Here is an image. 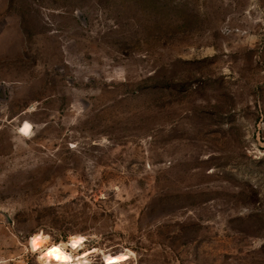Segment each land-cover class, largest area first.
I'll return each instance as SVG.
<instances>
[{
  "label": "rangeland",
  "instance_id": "rangeland-1",
  "mask_svg": "<svg viewBox=\"0 0 264 264\" xmlns=\"http://www.w3.org/2000/svg\"><path fill=\"white\" fill-rule=\"evenodd\" d=\"M0 91V264H264V0H0Z\"/></svg>",
  "mask_w": 264,
  "mask_h": 264
},
{
  "label": "bare ground",
  "instance_id": "bare-ground-1",
  "mask_svg": "<svg viewBox=\"0 0 264 264\" xmlns=\"http://www.w3.org/2000/svg\"><path fill=\"white\" fill-rule=\"evenodd\" d=\"M29 130H30V124L28 122H25L20 132L26 135L29 132ZM44 240H45L44 237L37 235L33 237L32 243L34 246L40 248L44 245ZM71 241L74 244L75 248L83 245V239L81 237H77V236L71 237ZM53 248L56 249L57 255L61 256L62 259L57 260L56 255L50 254ZM94 251L95 249L92 248L72 255L61 244H51L42 250V256L44 261H48L56 264H66V263L85 264L87 262L86 261L87 257ZM123 259H125V256L121 255L119 257V260H123Z\"/></svg>",
  "mask_w": 264,
  "mask_h": 264
},
{
  "label": "clouds",
  "instance_id": "clouds-1",
  "mask_svg": "<svg viewBox=\"0 0 264 264\" xmlns=\"http://www.w3.org/2000/svg\"><path fill=\"white\" fill-rule=\"evenodd\" d=\"M50 254H51V255H56V259H57V260L62 259L61 256L57 255V253H56V249H55V248H53V249L51 250V253H50Z\"/></svg>",
  "mask_w": 264,
  "mask_h": 264
},
{
  "label": "built area",
  "instance_id": "built-area-1",
  "mask_svg": "<svg viewBox=\"0 0 264 264\" xmlns=\"http://www.w3.org/2000/svg\"><path fill=\"white\" fill-rule=\"evenodd\" d=\"M3 126H4L3 121L0 120V131L2 130Z\"/></svg>",
  "mask_w": 264,
  "mask_h": 264
},
{
  "label": "water",
  "instance_id": "water-1",
  "mask_svg": "<svg viewBox=\"0 0 264 264\" xmlns=\"http://www.w3.org/2000/svg\"><path fill=\"white\" fill-rule=\"evenodd\" d=\"M0 98H2L1 91H0Z\"/></svg>",
  "mask_w": 264,
  "mask_h": 264
}]
</instances>
